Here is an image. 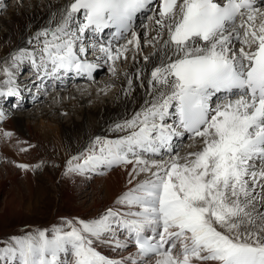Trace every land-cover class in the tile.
Wrapping results in <instances>:
<instances>
[{"label": "snow or ice", "instance_id": "1", "mask_svg": "<svg viewBox=\"0 0 264 264\" xmlns=\"http://www.w3.org/2000/svg\"><path fill=\"white\" fill-rule=\"evenodd\" d=\"M157 5L153 19L158 35L166 31L168 37L163 57L150 73L149 84L159 86L157 100L116 125L126 135L97 137L67 168L89 172L134 164L130 177L148 173L149 178L117 199L127 212L108 209L99 218L69 222L67 231L37 230L0 250V259L13 264H122L101 256L92 245L123 228L134 238L142 264H264V211L258 207H264V7L256 6V0H72L55 27L37 33V40L44 38L41 66L91 76L102 66L97 61H112L115 74L114 62L126 59L128 45L140 48L134 31L137 14ZM109 27L132 39L115 49L110 42L94 46L91 51L101 55L88 61L84 34ZM217 94L223 95L214 102ZM173 108L175 127L164 123ZM185 133L202 147L181 156L172 141ZM174 148L166 161L142 157Z\"/></svg>", "mask_w": 264, "mask_h": 264}, {"label": "bare ground", "instance_id": "2", "mask_svg": "<svg viewBox=\"0 0 264 264\" xmlns=\"http://www.w3.org/2000/svg\"><path fill=\"white\" fill-rule=\"evenodd\" d=\"M2 1H7L8 4V0ZM2 1L0 0V11L7 5ZM25 1L22 4L21 0H11V11L6 10L4 17L0 15V61L4 68V72L0 73V92L4 93L0 95V114H2L0 117V200L5 196V210L9 215L20 211L31 213L42 203V190H37V180L41 178L50 180L56 187L57 193L64 192L60 199L64 206L71 209L72 214L70 216L62 213L55 214L49 226H40L33 230L32 234H35L37 230L65 229L69 222L90 221L99 218L108 209L127 212V206L117 204V199L139 182L149 178L148 173L139 175L133 173L130 177L134 164L111 168L101 167L89 172H69L68 162L73 157L85 153L97 137L117 139L126 135L127 130L116 131V125L131 120L137 113L151 107L157 100L159 86L157 85L154 89L149 84L150 73L154 66L159 65L163 57V44L168 38L167 32H161L158 35L153 19L156 11L152 10L148 15L141 14L137 18L136 26L138 27L134 29L140 39V48L137 49L135 44L128 45V50L124 54L126 59L121 58L114 62L115 74L110 70L107 73L102 70L91 80H87L86 77L70 76L71 79L68 77L55 84L47 81L43 85L44 77L42 81H38L37 78L41 77L43 69L40 49L43 47L44 38L40 37V40H37V33L55 27L72 0ZM84 36L83 43L89 49L86 57L91 56L93 59L91 52L94 51L91 49L94 46L98 48L104 43L95 41L90 30ZM130 39L132 36L128 33L115 44L116 46L112 47L119 48ZM235 43L236 48L239 49L240 43ZM8 44H10L9 48ZM95 52L98 57L101 55L99 51ZM21 53L32 55L21 56ZM18 56L21 58L17 59ZM144 57H148V60ZM30 61L34 62V71L29 68ZM98 62L103 64L104 69L113 64L112 61ZM22 75L23 78H21ZM99 80L100 83H98ZM48 88H56V91L45 97L43 91ZM9 90L14 95L21 93L23 99L14 98L11 101L10 98L14 95H9ZM34 94L37 95L34 100L35 108L32 111L25 110L26 105H30L27 98ZM214 102H218L217 98ZM169 111L170 115L165 118L164 123L172 122L176 117L174 108ZM64 114L67 115L66 118L63 117ZM183 142L173 143L178 146L181 156L199 151L202 147L199 139L189 138L188 142ZM41 146L46 149L54 148L58 157L54 161L46 157L47 160L41 161L40 166L39 161L35 162L33 158L39 153L38 149ZM175 152L174 148L171 153H166L154 160L159 162L163 158L166 161ZM142 157L149 161L154 158L145 155ZM50 162L61 163L58 172L57 169L49 167ZM80 162L82 163V160ZM19 165H27L28 168L24 169ZM38 176L39 178H36ZM129 179H132L131 184ZM77 189L81 190L78 192L79 195H77ZM258 207L260 211H264V207L260 205ZM135 210L132 209V211ZM86 216L87 219H85ZM58 220H61L60 223ZM118 242L124 246L118 247ZM92 246L101 256L122 264L127 263L129 256L137 250L133 242L125 236L123 228L118 229L115 234H105L98 240L94 239ZM0 262L13 264L7 257L0 259ZM137 264H142V260ZM193 264H200V262L194 261ZM205 264H214V262L209 261Z\"/></svg>", "mask_w": 264, "mask_h": 264}, {"label": "rangeland", "instance_id": "3", "mask_svg": "<svg viewBox=\"0 0 264 264\" xmlns=\"http://www.w3.org/2000/svg\"><path fill=\"white\" fill-rule=\"evenodd\" d=\"M2 1V0H1ZM4 4H7V1H2ZM22 4H24L26 1L25 0H21ZM11 6H12V2L11 0H8V4L6 5L5 9L0 11V15H2L3 17L6 16L4 14V12H6V10H10L11 11ZM150 23V19L147 22V25L149 26ZM146 25V30H147V26ZM138 26L135 27V29ZM10 46V44L7 45V47ZM116 46V45H115ZM6 47V48H7ZM9 48V47H8ZM92 56L94 57H98V54H96V52H91ZM95 53V54H94ZM142 53V52H141ZM29 68L31 69V67L29 66ZM23 69V67H22ZM102 70H105V73L109 72L110 67H106ZM100 70V71H102ZM23 71V70H22ZM4 72V68L2 67V61H0V73ZM98 73V72H97ZM23 74V72H22ZM25 75V74H23ZM23 75L21 76V78H23ZM96 75V74H95ZM96 81V80H95ZM94 81V82H95ZM98 83H100V80L98 81ZM97 83V84H98ZM87 84V83H86ZM95 84V85H97ZM48 89H51L48 91ZM47 90H44L43 92V96L47 97L49 94L54 93L56 91V88H48ZM33 97V98H32ZM37 97L36 94H34V96H31L30 98H27V101L29 102L30 105H26V109L25 110H31L34 109L35 107V101L34 100H30V99H35ZM47 101V100H46ZM66 114L63 115L64 118H66ZM189 140H185L184 142H188ZM79 144V142H78ZM42 148V146L40 147ZM38 149V154L33 158V160H35V162L39 161V165L41 166V161H45L47 160L46 157H50V160H53L55 158L58 157L57 155V151L54 148H42ZM53 159H52V158ZM45 159V160H44ZM155 159V158H153ZM152 159V160H153ZM60 162H50L48 163L50 168L53 169H57L56 171L58 172V169L60 167ZM57 176V174H56ZM36 178H39L36 177ZM41 178V177H40ZM37 190L40 189V191L42 190V203L41 206L34 208V210L31 213H28L27 211H20V212H13L12 214H8L5 210V200L3 196L0 200V250L9 247V246H14L12 245L14 243V240L17 238H22L26 235L32 234V231L35 230L36 228H39L40 226H49V224L53 221L55 214H65V215H71L72 211L70 208H67L66 206H64V203L62 202V200L60 199V196H63V191L61 193H57L56 187L54 186V184H52L50 182V180L47 179H39L37 180V184H36ZM55 189V190H54ZM77 195H79L78 192H81V190L77 189L76 190ZM20 199V197H19ZM61 200V201H60ZM3 202V203H2ZM2 203V204H1ZM2 205V206H1ZM88 217L86 216L85 219H87ZM61 220H58V223H60ZM54 229L51 228V230H47L49 233H51ZM64 230H70L69 229V224L67 225V227ZM1 264V262H0Z\"/></svg>", "mask_w": 264, "mask_h": 264}]
</instances>
